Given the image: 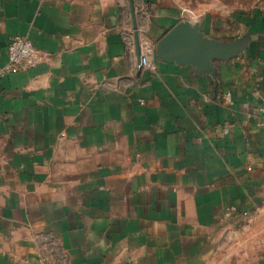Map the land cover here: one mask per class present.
Wrapping results in <instances>:
<instances>
[{"label":"crops","instance_id":"crops-1","mask_svg":"<svg viewBox=\"0 0 264 264\" xmlns=\"http://www.w3.org/2000/svg\"><path fill=\"white\" fill-rule=\"evenodd\" d=\"M189 2L0 0V66L43 54L0 76V264H264V0ZM182 20L250 41L198 74Z\"/></svg>","mask_w":264,"mask_h":264},{"label":"water","instance_id":"water-1","mask_svg":"<svg viewBox=\"0 0 264 264\" xmlns=\"http://www.w3.org/2000/svg\"><path fill=\"white\" fill-rule=\"evenodd\" d=\"M248 36L224 42L205 36L197 23L182 20L173 26L157 43L155 53L161 61L180 66L189 65L198 74H214L212 61L238 56L248 46Z\"/></svg>","mask_w":264,"mask_h":264},{"label":"built area","instance_id":"built-area-1","mask_svg":"<svg viewBox=\"0 0 264 264\" xmlns=\"http://www.w3.org/2000/svg\"><path fill=\"white\" fill-rule=\"evenodd\" d=\"M182 16H187L190 20L198 18L197 14L190 9H182ZM152 53V48L145 46L140 55L139 63L143 67L151 68L152 64L149 61V55ZM43 59V54L38 51L31 41L24 36H13L9 39L7 46V60L4 65L0 66V76L14 74L20 71L34 68ZM225 99L228 101L229 96ZM264 111V106H262ZM264 126V125H263Z\"/></svg>","mask_w":264,"mask_h":264},{"label":"rangeland","instance_id":"rangeland-1","mask_svg":"<svg viewBox=\"0 0 264 264\" xmlns=\"http://www.w3.org/2000/svg\"><path fill=\"white\" fill-rule=\"evenodd\" d=\"M202 1H204V0H201V2ZM224 1L233 2L235 0H224ZM236 1H238V0H236ZM193 2H195V4ZM197 3H200V2H198V0H190V2L186 5V7L185 6H181V7L186 8V9L190 8L192 11H194L197 14V13H199V10L202 8V6L197 5Z\"/></svg>","mask_w":264,"mask_h":264}]
</instances>
